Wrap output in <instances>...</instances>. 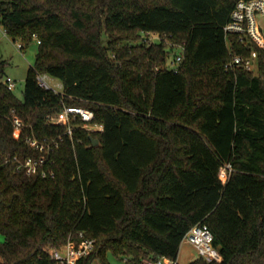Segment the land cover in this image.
<instances>
[{"label":"trees","instance_id":"obj_1","mask_svg":"<svg viewBox=\"0 0 264 264\" xmlns=\"http://www.w3.org/2000/svg\"><path fill=\"white\" fill-rule=\"evenodd\" d=\"M236 1L0 0L5 33L21 50L32 36L38 44L22 99L0 58V264H56L49 248L79 231L94 247L76 264L176 260L197 223L222 260L186 264H264V47L225 33ZM142 33L180 42L181 61L170 66L173 50ZM252 51L255 71L225 69ZM37 73L61 92L40 87ZM68 105L91 110L102 128L75 119L64 135L50 119ZM58 135L40 167L53 176L17 170L14 158L42 153L28 136Z\"/></svg>","mask_w":264,"mask_h":264},{"label":"built area","instance_id":"obj_2","mask_svg":"<svg viewBox=\"0 0 264 264\" xmlns=\"http://www.w3.org/2000/svg\"><path fill=\"white\" fill-rule=\"evenodd\" d=\"M233 7L229 21L224 25L225 33L232 34H247L249 37L258 43L260 47H264V39L258 36L259 27L257 26L256 15H259L264 19V0H237ZM21 49V45L17 44ZM183 55L181 52L176 54L173 60V64H177L181 61ZM257 53L252 51L249 57L243 58L239 55H232L231 60L225 64V69L233 66L242 65L246 70L255 71L257 68L256 63ZM36 80L40 87L45 89H52L47 80L45 74H36ZM4 83L9 90L15 87L13 79L9 76L4 78ZM51 122L61 124L65 126L64 135L72 136V121L78 119L81 122V127L88 130H100L102 126L94 123V113L82 106L68 105L64 109L51 117ZM12 124L16 130L22 128V121L17 116H13ZM63 139V135H58L52 138H44L38 141L33 136H28L26 141L28 144L38 151L42 152L37 157H26L23 161L14 158L17 162V170H24L26 175H32L40 170L43 177L49 175L53 176V172L47 169H40V167L46 163L47 157L56 148L59 142ZM230 171V165H224L220 168L219 176L221 181L227 179L228 172ZM184 241L191 244L195 249L198 256L204 258L206 261L219 262L222 260L220 252L212 245L213 235L208 226L204 223L194 224L184 235ZM94 247V238L85 236L83 231H79L77 238L68 237L65 244L59 247H50L48 254L56 262V264H76V262L82 257L87 256ZM177 259H171L166 257H159L156 259H144L143 264H177Z\"/></svg>","mask_w":264,"mask_h":264},{"label":"rangeland","instance_id":"obj_3","mask_svg":"<svg viewBox=\"0 0 264 264\" xmlns=\"http://www.w3.org/2000/svg\"><path fill=\"white\" fill-rule=\"evenodd\" d=\"M257 26L259 27V33L264 38V19L259 15H256ZM145 36L146 42L156 41L161 36L162 41L166 48L173 51L170 52L169 63L170 66L173 62V56L181 52V43L173 39V37H166L165 35H158L156 33H145L141 34ZM22 43V39L16 38L13 40L8 36L2 26L0 25V58L7 61L5 65V74L13 79L15 87L12 89L13 95L22 99V89L24 87V79L28 72V69L35 62L36 52L38 51L37 39L32 36L31 39L24 45L21 50L18 48L17 44ZM47 82L54 87L55 91L61 92L62 85L57 78L46 75ZM3 236L0 235V241H2ZM177 259L180 264H186L189 261L195 259L197 256L193 246L186 241L182 240ZM108 262L110 264H121L122 260L118 259L116 256L109 254ZM91 264H101L99 261L94 260Z\"/></svg>","mask_w":264,"mask_h":264},{"label":"water","instance_id":"obj_4","mask_svg":"<svg viewBox=\"0 0 264 264\" xmlns=\"http://www.w3.org/2000/svg\"><path fill=\"white\" fill-rule=\"evenodd\" d=\"M262 87L264 89V78L262 79ZM98 143V140L97 139H92V144L93 145H96Z\"/></svg>","mask_w":264,"mask_h":264},{"label":"crops","instance_id":"obj_5","mask_svg":"<svg viewBox=\"0 0 264 264\" xmlns=\"http://www.w3.org/2000/svg\"><path fill=\"white\" fill-rule=\"evenodd\" d=\"M258 32H259V31H258ZM258 36H260V38L264 39L260 33H258ZM177 261H178V259H177Z\"/></svg>","mask_w":264,"mask_h":264}]
</instances>
